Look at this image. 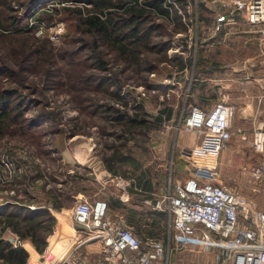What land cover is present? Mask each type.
<instances>
[{
  "label": "rangeland",
  "instance_id": "374dc122",
  "mask_svg": "<svg viewBox=\"0 0 264 264\" xmlns=\"http://www.w3.org/2000/svg\"><path fill=\"white\" fill-rule=\"evenodd\" d=\"M31 1L32 5L27 7ZM232 1L189 0L186 4L189 14L183 17L188 22L185 30H178L181 24L156 15L155 21L159 23L152 28L153 45L144 49L141 66L122 59L106 40L100 39L98 45H93L73 13L63 7L82 5L81 2L9 0L10 7L0 5L1 14L22 17L18 26L24 29L0 26V97L11 95L10 116L0 119V186L8 183L1 178L16 180L11 190L15 198L11 199L24 200L29 195L23 190L33 192L36 196L33 201L26 200L28 205L46 204L48 192L63 187L59 200L63 208L59 212L51 210L55 222L47 234L50 245L47 250L55 247L57 251L51 252L54 257L50 264H59L76 243L69 240L75 233L70 226V210L78 193L74 196L73 191L78 189L89 199H106L108 213L122 216L125 225L127 215L134 213V218L141 217L130 228L138 236L152 235L166 241L163 264H223L218 253L221 246L205 248L198 242L175 241L176 230L164 210L166 200L160 188L149 196L122 197L125 189H137L134 185L139 172L137 163H145L148 170L145 178L154 188L163 189L169 175L172 181L182 179L193 171L195 164H205L214 169L215 181L252 196L258 207L264 208V193L260 194L240 169L241 164L260 155L253 150L250 140L254 123L261 121L264 127V106L247 115L243 126L237 124L238 115L247 110L233 99L227 101L235 106V113L232 136L223 147L203 130L193 128L194 135L190 136L187 134L190 131L177 125L188 112L183 78L186 79L191 69H179V59L192 58L195 72L197 56L203 52L201 43L205 44L214 34L212 25L216 17L232 10ZM165 4L169 5V1L165 0ZM173 5L182 12L177 3ZM55 7L60 11H55ZM59 27L61 31L56 32ZM253 32L241 46L242 54L251 57L241 62L251 64L259 83L264 73V34ZM156 40H169L170 45L164 50ZM97 57L103 58L102 67L97 65ZM145 60L152 71L143 66ZM111 79L119 82L121 99L110 92L116 88L110 84ZM263 92L258 93V101L264 98L260 95ZM169 107L172 117L157 121L155 115L159 109ZM115 108L123 112L121 117L115 115ZM17 111V117L13 118ZM175 134L180 136L176 147L172 146ZM160 144L165 145L164 153L159 149ZM118 154L132 157L130 161L114 163V170L108 169L106 163ZM158 163L162 166L157 167ZM31 174L33 177L28 176ZM62 178H66V183L62 184ZM0 190L3 198L8 199L10 189ZM121 198L129 209L121 206ZM156 198L162 202L159 209L153 207V201H147ZM131 206L137 207L132 209L134 212ZM153 210L161 214L157 220L153 218ZM98 251L95 242L81 244L74 253L75 256L97 255ZM70 262L75 264V260Z\"/></svg>",
  "mask_w": 264,
  "mask_h": 264
},
{
  "label": "built area",
  "instance_id": "2783aa9c",
  "mask_svg": "<svg viewBox=\"0 0 264 264\" xmlns=\"http://www.w3.org/2000/svg\"><path fill=\"white\" fill-rule=\"evenodd\" d=\"M232 3L231 11L241 12L252 30L264 34V0H233ZM224 21V14H219L214 27L220 28ZM61 29L57 28L56 32ZM234 113L235 106L223 100L215 102L209 110L192 105L182 124L207 132L215 137L219 147H223L233 132ZM250 143L262 155L256 163L242 165V169L256 182L254 188L264 191V127L261 121L254 123ZM214 176L212 167L195 164L186 178L174 181L163 193L164 208L176 230L175 241L180 244L198 242L205 248L221 246L227 264H264V208L258 207L247 195L215 181ZM147 201L161 208L160 198ZM70 215L75 231L72 241L76 243L59 264H70L72 260L75 264H163L166 244L157 237L142 239L124 224L122 216H111L106 199H89L84 193H78ZM11 241L27 250L23 264L52 263L54 255L47 253V249L38 250L27 237L20 238L15 232ZM95 242L99 245L97 255L75 256L74 250L81 244Z\"/></svg>",
  "mask_w": 264,
  "mask_h": 264
},
{
  "label": "trees",
  "instance_id": "16d2710c",
  "mask_svg": "<svg viewBox=\"0 0 264 264\" xmlns=\"http://www.w3.org/2000/svg\"><path fill=\"white\" fill-rule=\"evenodd\" d=\"M75 2H81L82 5H66L64 9L73 13L81 29L86 31L90 37L93 45H98L100 39L106 40L112 47H114L119 56L127 61L129 64L135 63L137 66L142 65L143 59H145L144 49L150 48L153 43L150 42L153 27L158 25L159 22L155 21L156 15H162L171 19L175 24H181L178 30H185L188 22L183 20L184 16H188L186 4L189 0H168L169 5L165 4V0H73ZM9 6V0H0V5ZM177 3L182 12H179L173 4ZM27 7L32 5L28 2ZM26 7V6H25ZM55 11H60V8L55 7ZM1 12V11H0ZM44 17V16H42ZM22 17L11 13H0V26L1 27H14L23 31L21 25L18 23ZM155 43L161 44L165 50L169 47V40L161 41L156 40ZM103 58L97 57L98 67L103 66ZM191 61V58H187V63ZM147 69L152 71L147 60L144 61ZM185 64L183 59H179L178 66L182 68ZM105 77V76H104ZM115 85V89L110 90L121 99V93L119 92V82L115 79H111V83ZM10 94L1 95L0 97V119H4L10 116ZM12 107V106H11ZM118 117H121L122 111L115 108ZM19 111H17L12 117L16 118ZM172 108H160L155 115L157 121L160 119H166L171 117ZM131 119V118H130ZM130 154H118L112 155L108 163H106L108 169L114 170V163L123 162L131 159ZM38 175V172L34 173ZM25 176L20 174V176ZM19 176V174H18ZM33 177V174L28 175ZM140 179V177H139ZM1 188H13L12 183H16V180H6ZM149 179H144L143 184H149ZM64 190L53 189L50 190V201L55 208H61L62 204L59 202L60 196ZM26 200L31 198V193L23 190ZM11 196L15 197V194ZM26 200L11 201L5 199L0 202V258L3 264H23L27 257V250L22 245H14L9 238L2 236L4 230L9 228L16 232L20 238L27 237L35 245V247L42 251L45 249L48 241L47 234L52 231V226L55 222V215L48 206H35L30 207ZM132 210V209H131ZM133 212L135 210H132ZM135 215L132 213L131 219L135 220ZM141 218V217H140ZM137 218V219H140ZM136 219V220H137ZM136 222V221H135Z\"/></svg>",
  "mask_w": 264,
  "mask_h": 264
},
{
  "label": "crops",
  "instance_id": "0c3cea01",
  "mask_svg": "<svg viewBox=\"0 0 264 264\" xmlns=\"http://www.w3.org/2000/svg\"><path fill=\"white\" fill-rule=\"evenodd\" d=\"M223 14L225 17V21L222 23V26L216 29L213 23L212 28L214 30L213 31L214 34L211 35V37L209 38V40L205 42V44L201 43V45L203 46L202 48L203 52L202 54L200 53L197 56L198 57L196 61L197 68L195 72H193L192 58H191V61L187 63V57L184 58L181 56V59L185 61V64L182 68L178 66L179 69L183 71V69L187 70L189 67L191 68L190 73L186 76V79L183 78L184 79L183 81L185 82V95H186L184 98V102L186 101V99L188 100L186 103L189 105V108H188V112H189V109L192 105H197L200 108L209 110L217 101H221V100L230 101L233 99V101L235 100L236 105L240 106L244 110H247V112H243V114H239L238 120H237V124L244 126L247 121L246 119L247 115L249 117L252 114V111L255 110L256 107L260 109L264 106V104L260 103L262 101L264 103V98L258 101V93L264 91V73L260 75V76H263V79L258 83L256 80V77H257L256 73H252L251 64L246 65L241 62L242 60H244L243 62H245L249 60V58L251 57L249 55L242 54L241 46H243L242 44L245 45V43L248 42L247 40L249 39L250 35L254 31L252 30L253 29L252 25L249 24L245 20L244 15L241 12L229 10V11L223 12ZM241 20H244V21H241ZM212 46H214V48ZM247 49L250 50L249 47H247ZM242 56H246V57L244 59H241ZM175 81H179V80L176 79ZM171 117H172V114H171ZM255 118L256 117H254V119ZM182 120H183V117L179 119L177 122L179 124V128L190 131L187 134L190 136L191 135L193 136L194 133L193 131H191L193 128L185 127L182 124ZM177 139L180 140V136H177V134H175L172 139V146L173 145H175V147L177 146ZM162 140H165V139H162ZM161 145L162 144H160L159 149L164 153L163 147L165 145L164 144L162 146ZM258 153L260 154L258 158H256L255 160H252L251 162L243 163L240 166V169L242 173L246 176L247 181L250 182V184H253V186L257 185L256 182L254 180L249 179L248 174L242 169V165H250V164L256 163L262 155V153L260 152ZM63 158H64V155H63ZM130 160H127V161H130ZM127 161H123V162H127ZM144 165L145 163H140V165H138V163L136 164V167L139 172L138 174H136L134 185L137 186L136 187L137 189L136 190L131 189V188L125 189L126 191H123V194H122L123 198L125 197L126 199L127 196L131 197L133 195H139V194L141 196H145V195L149 196L151 193H153L159 188L161 191L163 190L165 192L174 181L178 180V178H175L172 181L171 175H169L170 177L168 178L167 185L164 186V189L162 186L154 188L151 182L147 185L143 184V180L145 179V174H147L146 172L148 171L146 170ZM159 166H162V163H158L157 167ZM170 174H171V171H170ZM187 176H184L182 179L186 178ZM63 183H66V178H62V184ZM9 189H10V193L9 192L8 194L6 193L9 196L8 199L11 201H17V200L11 199L15 197L11 196L12 195L11 190L13 188H9ZM57 189L63 190V187L58 186ZM79 191H82V189L74 190L73 191L74 196L76 195L77 192L80 193ZM258 192H260V194L264 193V191L261 189L258 190ZM32 193H31V198H29L28 201H33V198H34L33 196H36L35 193L33 194ZM247 196L253 199L257 204V200L255 198H253L250 195H247ZM3 197L4 196L3 194H1V190H0V202L4 201L3 199L5 198ZM123 198H121L122 201H120L121 206H124L126 207V209H129L130 206H128V204H126V202L123 201ZM24 200H26V198ZM34 205L35 206H48L53 212H59V209L63 208V207L58 208V209L52 208V202L50 201V198H48L46 204L45 203L44 204L34 203ZM134 207L135 206H131V209L137 208V207L136 208ZM164 210L166 211V214L169 220L168 212L165 208ZM153 212L155 214L153 215V218L157 220V217H159L161 214L159 211L153 210ZM126 222H127L126 225L128 227H132V225H135V220L131 219L129 215H127L126 217ZM71 223L73 226L72 218H71ZM14 234H15L14 231L10 230L9 228H6L2 236L4 238H9L11 240V237H13ZM52 235H54V233H52ZM140 237L142 239H145L148 237H157V236L143 235ZM157 238L161 239L164 243H166V241L163 238H160V237H157ZM168 241H169V236L167 238V243ZM49 246H50L49 243H47L45 249H48ZM62 248L64 249V246ZM59 249L61 250V248ZM49 251L50 252L57 251V248L55 249V247L53 248L51 247ZM218 253L222 258L223 264H227L228 261L222 255V250L220 248H219ZM88 256H93V255L88 254ZM0 264H3L1 258H0Z\"/></svg>",
  "mask_w": 264,
  "mask_h": 264
},
{
  "label": "bare ground",
  "instance_id": "6f19581e",
  "mask_svg": "<svg viewBox=\"0 0 264 264\" xmlns=\"http://www.w3.org/2000/svg\"><path fill=\"white\" fill-rule=\"evenodd\" d=\"M71 226V228H72V230H74V227L72 226V225H70ZM66 229L64 228L63 229V231H65ZM70 241L72 240V238L71 239H69Z\"/></svg>",
  "mask_w": 264,
  "mask_h": 264
}]
</instances>
